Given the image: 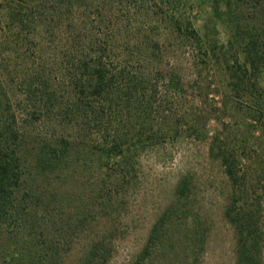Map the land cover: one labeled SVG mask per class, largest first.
I'll return each instance as SVG.
<instances>
[{
	"label": "rangeland",
	"instance_id": "1",
	"mask_svg": "<svg viewBox=\"0 0 264 264\" xmlns=\"http://www.w3.org/2000/svg\"><path fill=\"white\" fill-rule=\"evenodd\" d=\"M249 6L250 1L244 5ZM209 13L210 7L199 0H0V111L13 114L15 126L33 137L26 139L25 149L52 135L67 138L71 145L68 164L52 178L59 180L62 173L64 202L81 205L86 229L75 239L65 264H78L90 243L102 238L110 249L107 264H133L153 226L165 216L170 222L165 224L162 251L153 256L161 255L156 264H237L240 234L225 215L232 206L253 217L258 264H264V116L254 119L246 109H234L221 114V122L212 120L205 126L201 113L213 103L199 96L206 68L195 66L191 58L195 53L185 42L164 32L162 19L167 15L189 22L202 40L200 57L207 53L220 58L228 37L219 22L209 20ZM154 44L163 50L160 74L155 77L153 71L151 80H145L130 111L137 105L145 108L150 123L159 124L166 135L138 153L137 182L113 196L110 204L117 210L112 213L103 209L105 194L94 198L99 173L109 171L90 163L89 157L97 156L101 132L109 126L110 114L116 119L117 110L76 83L82 62L90 63L85 55L104 56V61L119 65L124 49L135 59L136 51ZM173 67L182 78L180 90L164 81ZM150 68L147 64L139 73L148 75ZM100 111L107 118L101 119ZM192 127L204 134L199 129L194 133ZM219 131L237 157L239 185L233 186L220 162L209 154L211 137ZM184 178L189 192L179 198L175 189ZM109 181L114 183L113 178ZM6 251L7 247L0 248V262Z\"/></svg>",
	"mask_w": 264,
	"mask_h": 264
},
{
	"label": "trees",
	"instance_id": "2",
	"mask_svg": "<svg viewBox=\"0 0 264 264\" xmlns=\"http://www.w3.org/2000/svg\"><path fill=\"white\" fill-rule=\"evenodd\" d=\"M249 1L250 6L245 8ZM199 2L210 7L209 20L219 22L227 34V48H223L220 58L213 55V59L207 53L200 57L202 40L191 23L184 24L173 15H167L162 20L166 24L165 33L177 36L178 40L185 42L186 48L194 51L195 55L192 54L191 58L195 66L204 64L206 68L202 78V86L205 87L200 90L199 96L209 98L213 103L201 113L202 121L205 126L212 120L221 122V114L234 109H246L253 113L254 119L264 116V0ZM84 34L88 38L90 32L86 29ZM103 50L107 52L106 48L101 50L105 54ZM123 52L119 65L104 61V56L93 58L85 55V60L89 59L90 63L82 62L81 77L76 83L77 86L81 83L83 92L104 102L109 109L115 106L117 110L113 113L116 119L111 120L110 114L109 126L101 132L103 143L96 147L97 156L89 157L90 163H97L99 168L104 166L109 171L99 173V190L94 198L105 194L107 204L103 209L110 208L112 213L117 210L110 204L113 196L119 194L121 189L127 191L137 182L138 153L166 135V130L159 124L150 123L145 108L137 105L130 111V103L141 97L143 90H140L145 80H151L153 71L155 77L160 74L157 68L163 60V50L160 45H148L143 51H136L135 59L131 51L124 49ZM147 64L151 66L148 75L140 74L139 70L145 71ZM175 68L167 73L164 81L169 87L176 86L180 90L182 78ZM197 76L200 80V75ZM198 82L194 81L195 84ZM216 97L220 101L216 102ZM124 108L128 113L126 116L123 115ZM101 112L98 113L100 118H107ZM192 128L194 133L199 129L204 134L205 130ZM221 133L219 131L211 137L209 154L220 162L224 174L236 186L241 180L238 160L234 151L220 138ZM38 136L35 134V137ZM27 138L31 137L15 126L13 114L0 111V248L7 247L0 263L65 264L64 259L75 239L80 238L86 229L81 205H67L64 202V194L60 190L62 173H58L59 180L52 178L57 174L54 173L56 170L60 171L69 162L70 141L52 135L50 139H37V145L30 150L25 149ZM111 178L114 183L109 181ZM45 179L46 184L38 183ZM188 185L186 178L179 180L175 189L179 198L188 195ZM76 198L77 195L73 197L74 200ZM67 210L71 213H67ZM225 215L236 225L240 234L237 264H258L257 225L253 217L234 206L227 208ZM166 218L153 226L147 245L133 264L160 262L161 255L153 256L163 246L165 224L170 222V218ZM103 239H94L78 264H107L110 249ZM202 243L203 240L199 239L196 243L198 249L202 248Z\"/></svg>",
	"mask_w": 264,
	"mask_h": 264
}]
</instances>
